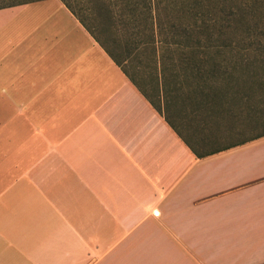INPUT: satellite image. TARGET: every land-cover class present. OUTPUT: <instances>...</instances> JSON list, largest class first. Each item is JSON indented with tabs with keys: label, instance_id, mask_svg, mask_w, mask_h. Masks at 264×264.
<instances>
[{
	"label": "crops",
	"instance_id": "obj_1",
	"mask_svg": "<svg viewBox=\"0 0 264 264\" xmlns=\"http://www.w3.org/2000/svg\"><path fill=\"white\" fill-rule=\"evenodd\" d=\"M106 45L0 9V264H264V136L199 156L153 53Z\"/></svg>",
	"mask_w": 264,
	"mask_h": 264
},
{
	"label": "trees",
	"instance_id": "obj_2",
	"mask_svg": "<svg viewBox=\"0 0 264 264\" xmlns=\"http://www.w3.org/2000/svg\"><path fill=\"white\" fill-rule=\"evenodd\" d=\"M34 1L0 0V9ZM62 1L105 45L90 20L114 34L126 29L129 39L119 60L151 51L165 94L180 98L187 118L199 117L202 127L219 123L226 127L223 138L233 136L227 145L203 151L210 137L187 135L199 156L264 136L256 133L264 128V0H75L81 8L85 1V17L74 0ZM241 23L245 32L237 33Z\"/></svg>",
	"mask_w": 264,
	"mask_h": 264
},
{
	"label": "rangeland",
	"instance_id": "obj_3",
	"mask_svg": "<svg viewBox=\"0 0 264 264\" xmlns=\"http://www.w3.org/2000/svg\"><path fill=\"white\" fill-rule=\"evenodd\" d=\"M81 3H79L75 0L73 2L75 9L80 13V15L85 17V1L83 2L84 5H82L83 8H81ZM89 24L91 25L92 28L95 27V29H94L95 32L98 35H100L102 41H104L108 46H110L117 53L118 58L123 59L124 54H125V49H126L125 44L123 43V40L125 41V40L129 39V33L126 31V29H125L124 33H123L124 30H121V32L114 34L113 28H111V30L110 29L107 30V29H105V26H103L101 23L97 24V22H96L94 25V21L90 20ZM114 30H115V28H114ZM239 32H245V24L244 23H241L239 25V29H238L237 33H239ZM115 38H116V40H115ZM133 62L135 63V61L132 58H130V63H133ZM145 62L151 63L150 60H146V59H145ZM207 117L208 116H206L205 112H203V115H202L203 120L206 119ZM218 117L220 118L221 115H219ZM198 119H199V117H195V119H193L191 121V124H190V120L187 119L186 120V122H187L186 126L189 124L191 126V130H193L194 132H196V134H198L195 137H202V136L210 137L208 144H206L205 147H201V149H203V151L205 149L211 150V149H215V148L225 146L228 143H230V141H232L233 136L230 135L227 138H223V136H222L223 135L222 133H224L226 127H222L219 123H218L219 124L218 125L215 122L211 123V125H208L206 127L205 126L202 127V126H200V124L197 123ZM219 120H222V119H219ZM247 131L248 132L245 131L243 133L244 134L249 133V130H247ZM262 131H264V128L257 130L256 133L262 132ZM254 134L255 133L250 132L247 135L253 136ZM187 139H188V137L186 135L185 140L187 141ZM237 139H242V138L240 137Z\"/></svg>",
	"mask_w": 264,
	"mask_h": 264
}]
</instances>
